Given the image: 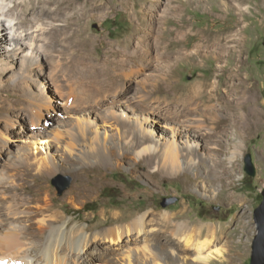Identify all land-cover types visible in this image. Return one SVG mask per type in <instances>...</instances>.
<instances>
[{"label":"rangeland","instance_id":"1","mask_svg":"<svg viewBox=\"0 0 264 264\" xmlns=\"http://www.w3.org/2000/svg\"><path fill=\"white\" fill-rule=\"evenodd\" d=\"M43 1L52 9L64 7L68 14L77 10L79 19L61 29L64 21L56 15L40 17ZM131 1L137 3L136 9L140 2L148 7L154 4L151 0ZM68 2L13 0L18 27L32 31L43 23L44 28L35 34L40 44H47L49 54L39 61L33 56L27 61L23 55H11L8 42L0 41V261L4 259L0 264H128L126 259H117L119 252H113L118 250L117 244L91 240L103 225L121 222L115 220L114 212L125 219L147 212L149 228L160 235H168L165 213L192 225H211L215 233L208 252L216 256L206 264H249L257 232L254 210L264 188V0H175L172 6L179 8L171 10L166 23L169 30L160 34L159 16L170 0H159L158 8L146 10L144 16L126 10V0ZM185 23L188 26L179 29ZM223 29L243 36L244 53L239 59L233 55L219 60L211 49L197 48L200 33ZM2 33L10 38L9 31ZM163 34L174 36L171 47L159 45L158 37L162 39ZM57 37L65 39L56 41ZM177 47L191 56L177 60L173 51ZM240 71L252 92L237 94L240 81L235 76ZM217 80L221 93L229 85L233 87L232 105L237 98L247 102L235 113L238 127L251 124L239 135V146L233 147L234 142L225 135L221 143L207 144L201 138L202 165L194 164L187 173L176 176L155 169L157 157L151 160L149 153L141 158L136 155L133 146H146L137 132L163 144L179 125L176 120L201 116L175 112L185 108L182 103L177 109L178 96L191 93L195 83L218 85ZM220 109L223 127L235 128L227 121L230 112ZM35 111L41 118L40 132L31 125ZM104 113L124 120L106 124L109 137L103 135ZM46 122L49 129H44ZM48 131L61 133L58 141L71 145V150L63 151L48 141ZM220 145L222 152L217 154ZM47 146L54 150V161L41 164L36 153ZM248 152L256 166L255 176L245 170ZM218 156L225 165L217 170L214 160ZM229 167H233L231 172L226 171ZM193 172L199 174L198 181ZM68 177L71 184L60 191ZM167 197L177 200L163 206ZM83 235L89 242L80 252ZM207 236L203 234L202 239ZM141 241H131L125 250L152 243ZM157 245V253L167 262L165 242ZM183 248H175L176 263L198 264V254Z\"/></svg>","mask_w":264,"mask_h":264},{"label":"bare ground","instance_id":"2","mask_svg":"<svg viewBox=\"0 0 264 264\" xmlns=\"http://www.w3.org/2000/svg\"><path fill=\"white\" fill-rule=\"evenodd\" d=\"M151 1L154 3L151 6H149V7L145 6L144 4H140L141 3L140 2L139 6H141V7L136 9L137 3L132 5L131 0H126V3H127L126 4V10H128L130 13H133V14H135L137 11H139V12H142L143 13L142 16H144L146 14V13L144 14V12L146 10L148 12V10H154L155 8H158L157 4H158L159 0H151ZM173 1L175 3V0H170V2L168 3V9H165L163 11V14L159 16V21H158V22H160L159 23V34L162 31H164V33H165L166 31L169 30L166 27V23H167L168 17L173 14L171 12V10H175V12H176L179 8L177 5L176 6L174 5V7L172 6ZM70 3H74L73 0H69L68 5ZM41 4H42L41 10L39 13L40 17L43 18L46 16V17L53 18V15H56L58 18H61L62 21H64V23L61 25V29L70 27L74 23V21H73L74 19H76V20L79 19L80 13L77 12V10H75L73 13L68 14V13H66L64 7L59 6V7H57V9H52L51 7L47 6L46 1H43ZM60 5H61V3H60ZM12 6H13V0H0V41L3 44L6 43V41L8 42V44L10 45V47H8V49H9V53L11 55L12 54L23 55L24 59H26L27 61H30L31 57L33 56V59L36 58L37 61H39L40 56H43L44 54L45 55L49 54L47 44H45V45L42 43L40 44L38 42V40L36 39L37 34H35V32L38 31L39 29L42 30V28H44L43 23L42 22L38 23L35 28H32L33 29L32 31H29V30L24 29V28L21 29L20 27L17 26L18 22H17V18L13 14ZM25 6H27V5H25ZM150 16H152V15H150ZM180 16L183 18V15H180ZM152 18H153V16H152ZM25 19L26 18H23V17L21 18V20H23V21ZM186 26H188V23L181 25L179 27V29H183ZM4 30H7L10 32L9 33V36H10L9 39H8V37H6V33H2V31H4ZM199 35H200V39L196 43L197 48L199 50H200V48H204L205 50L211 49L213 51L214 56L219 60L223 57H226L228 59L233 55H235L239 59L244 53V47L242 44L243 36L234 32V30L223 29L221 31H216V30L203 31ZM73 36H74V34H73ZM58 37H57L56 41L58 39L59 40L65 39V37H63V38H58ZM158 40H159V45H163V46L166 45L165 47H171L172 43H173L172 40H174V36H173V38L172 37H166L163 34L162 39H160L158 37ZM128 44H129V42H128ZM161 47H159V48H161ZM173 51L176 55L177 60L185 59V58L191 56V53L188 51H184V49L182 47H177ZM131 55H132V53H131ZM172 56H174V55H172ZM230 78H232V77H230ZM235 78L240 81V83L237 82V89H238L237 94H239L241 92H243V93L252 92L253 87H251L250 83L248 81H246L247 79L245 76L242 75L241 71L238 72V74L235 76ZM217 82H218V85L214 84V83L212 84V83H209L206 81H202L201 85H198L197 83H195L193 85L194 89L191 93L188 92V93H186L185 96H183L182 94H181V96H178L179 100L177 101V109L182 106V103L185 104V108H184V110H175V112L182 113L185 115L189 114V113H200L201 116L200 117L195 116V117L190 118V119H178V120H176L179 125L174 127L173 132H172L173 134L171 135V137H169V139H166L163 144L162 143L160 144L161 141L160 140L158 141V139H155V138L150 139L149 137H146V134L144 136V134L141 131H140V133L137 132L138 134H140L139 137H137L138 140L140 142H144L146 144V146H144L143 148H139V149H138V147L133 146L134 150L136 151V155L138 157H140L142 155L144 156V154H146V153H149L151 160L154 158L156 159V157H157V160L155 161V162H157V164L154 165V168L155 169L161 168L164 172H168L167 173L168 175L170 174L172 176L173 175L176 176V175H181V173H187V168L193 166L194 164L199 165V167L202 165L201 159H203V155L200 152V150L203 148L204 145L201 143V138H203L205 140V142H207V144L209 142H213V141H215L217 143L218 142L221 143V142L225 141L222 138V136L225 135L228 138L229 142H234L232 144L233 147L239 146L240 145V143H239L240 141L238 140L239 135H241V132H243L244 130L250 129L251 124L250 123L247 124L248 125L247 127H238L237 117L239 115H236L235 113H236V111L240 112V108L241 107L243 108L247 102L239 101V99L237 98L236 105L235 106L232 105V102H234V98H235L234 92H233V87L229 85L228 88L226 87V89L224 90V93H221L219 91V84H220L219 80H217ZM251 97H253V94H251ZM64 101H65V99H64ZM68 101H69V99H68ZM65 105H66V103H65ZM68 105H70V104H68ZM68 105H66V106L68 107ZM170 106H172V105H170ZM178 106H180V107H178ZM222 107L230 112L228 115L227 121L231 122V124L234 125L235 128H233L232 130H229V129H226L223 127V123L225 122V119L220 114V110H221L220 108H222ZM66 111H67V109H66ZM66 111H64V112H66ZM69 111L70 110H68V112ZM202 111H203V113H202ZM35 113H36L35 114L36 116L31 119V125H32V128L35 130V132H37V131H39V128H42V125H41V118L38 116V111H35ZM58 118H59V116H58ZM24 119L26 120V117ZM113 119L115 121H118V120H116L117 117H115L114 115H112V114L110 115L109 113H104L103 120L105 121V130L103 131V135L105 137H109V134H110V130L108 129V125H106V124L107 123L113 124L114 123ZM119 121L124 122L123 119H119ZM153 121L156 123H158V122L160 123L159 120H153ZM209 125H211V129L206 130L207 129L206 126H209ZM92 127H93V131L96 132V130H94L95 127L92 125H89V128H92ZM204 128H206V129H204ZM44 129H49L47 122L44 125ZM53 131L47 132L48 135L46 138H49L47 140L51 141V142H55L58 146V149L61 148L63 151H66V152L71 150V145L69 143L68 144L70 145V148L66 145L61 144V142L58 141L60 139L61 133L58 134L56 131L55 132H53ZM226 131H229V135L224 134ZM113 136H115V135L112 134V137ZM214 138H217V139L213 140ZM46 142L47 141L45 140L44 143H46ZM151 142H156V144L151 146L148 144ZM32 144L35 145L36 143L32 142ZM35 148L38 150L39 146H35ZM40 148H41V150H44L43 149L44 147H40ZM48 149H49V151H48ZM221 152H222V146H221V148L216 149L217 154H219ZM118 153H120V152H118ZM53 154H54V150L52 152L51 146H47L46 150L41 151L38 154L36 153L37 159L41 164H43V163L52 164V162L54 161V158L52 156ZM36 155H35V157H36ZM122 157H124V156L122 155ZM233 158H235L234 153L231 155V158H229V159H231V161H232ZM223 165H225V160L221 159L218 156V158H216L214 160V167H216V169L218 170V168L222 167ZM231 168H233V167H229L228 169H226V171L231 172V170H232ZM193 173H194V176L197 177V178H195L196 181H198L199 174L197 172H193ZM97 178L98 177H96V179ZM205 183L207 184L206 180H205ZM12 206H14V205H12ZM15 207H16V204H15ZM119 213L120 212H114V213H112V215L115 218V220L116 219L118 221L121 220V222L119 221L117 223H111L110 225H103L101 228L97 229L96 234H94L92 236L91 240H97V242L99 240H103L104 242L108 241V242L117 244L118 250L113 249V252H115V253H116V251L119 252L120 256L117 257V259H123V260L126 259L127 260L126 263H128V264H136V263H138V264H177L176 263L177 262V260H176L177 254L175 253L176 246L181 247V248L184 246L183 249L186 251L194 250L198 254V258H197L198 259L197 261H199L198 264H206L209 262L210 258L216 256V254H213L212 251L208 252V250L210 249L212 240H213L214 233H215V227H212L211 225H207V224L201 225V224H197V223L192 225V224H189L187 221H184V220H176L177 216H175L173 214L171 215V214L165 213L163 223L166 225V230H167L166 233H168V235L167 234L166 235H164V234L160 235L157 232L151 231V229L149 228V225H150L149 222H151V220H149V222L147 221V218H146L147 212L137 213L136 215H133V216L128 215L129 219H125L124 215L119 214ZM14 222H16V221H14ZM12 225H14V224H12ZM11 228H13V227H11ZM14 228H15V226H14ZM7 229H8V227H7ZM13 231H14V229H13ZM15 232H19L18 229ZM2 234L5 235V233H2ZM6 234L8 235L10 233H6ZM203 234H207V235H209V237L207 236L206 238L202 239ZM163 236H165V237H163ZM80 238H81L82 243H81L79 249L81 252L82 250H84V247L86 245H88L89 239H87V237L84 235L80 236ZM138 240H142L143 242H145V241L148 242V240H150L152 243L146 244V245L142 246L141 248L136 245L138 248L132 247L129 249V251L125 250L127 244H129L131 241L133 242V241H138ZM162 240L165 242V245L167 248V251H166L168 254L167 255L168 261L167 262L163 261V259H162L163 257H161L160 254L157 253V251H156V247L158 246L157 244L159 242H162ZM17 241L15 243L19 242V241L18 242ZM15 243L13 242V244H15ZM7 244H8V242H7ZM24 244H26V243H24ZM19 245H21V243ZM6 250H4V252ZM132 250H135V252L134 251L132 252ZM126 252H128V253H126ZM47 254H48V252H47ZM1 257H3V256H1ZM31 257H33V256H31ZM31 259H33V258H31ZM1 261H4V259L3 260L1 259ZM5 262L7 263V261H5ZM18 263H20V262H18ZM30 263H32V262H30ZM80 264H83V262Z\"/></svg>","mask_w":264,"mask_h":264},{"label":"water","instance_id":"3","mask_svg":"<svg viewBox=\"0 0 264 264\" xmlns=\"http://www.w3.org/2000/svg\"><path fill=\"white\" fill-rule=\"evenodd\" d=\"M244 161L246 172L251 176H255L257 170L250 152L245 155ZM71 181V177H68V181L60 187V191L66 189L71 184ZM54 182H57V180L55 179ZM261 195V203L254 210V220L257 232L253 237L249 264H264V188L261 191ZM176 200L177 197H167L163 200L162 205L166 206L170 203H174Z\"/></svg>","mask_w":264,"mask_h":264},{"label":"trees","instance_id":"4","mask_svg":"<svg viewBox=\"0 0 264 264\" xmlns=\"http://www.w3.org/2000/svg\"><path fill=\"white\" fill-rule=\"evenodd\" d=\"M261 197H262V195H261ZM90 209H93V208H89V210H90Z\"/></svg>","mask_w":264,"mask_h":264}]
</instances>
